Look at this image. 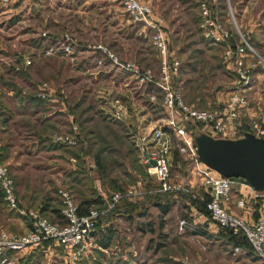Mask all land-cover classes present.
<instances>
[{
	"label": "rangeland",
	"instance_id": "374dc122",
	"mask_svg": "<svg viewBox=\"0 0 264 264\" xmlns=\"http://www.w3.org/2000/svg\"><path fill=\"white\" fill-rule=\"evenodd\" d=\"M141 1L150 4L154 14L164 19L171 46L176 51L180 50L183 64L188 56L196 53L214 66L215 61L209 57L211 51L214 50L218 58L223 52L220 46L210 43L196 25L198 5L203 1L210 3L219 20L233 33L238 29L245 38L251 39L258 47L257 54L264 58V0ZM89 9L90 12L85 13ZM89 16L97 20L90 21ZM65 45L69 47L68 52L63 50ZM93 46H97L96 54L103 60L102 64L90 57L94 52ZM102 49L117 57L118 62H134L138 66L143 49L158 66L159 57L150 33L142 23L128 15L119 0H0V151L14 177L17 192L23 194L21 207L30 208L47 202L52 206L59 205L60 189L68 191L76 203L85 198H98V195L105 197L112 189L124 187L134 191V195L119 205L122 208L118 212H123L122 215L117 213V217L109 219L111 221H104L107 224L104 230L92 232L87 245L67 250L50 243L44 249L8 251L11 253L0 256V264H93L95 261L102 264H262L253 254H246L248 251L244 248L234 251L225 234V241L221 243L213 232L205 230V235L195 233V230L211 226L208 224L216 225L205 213L197 210V214H191L183 194L158 191V182L140 161L139 152L128 133L125 136L129 143L125 142L127 146L120 154L123 161L103 153L102 162L107 163V159L113 158L117 167L104 166L102 171L90 165V172H87L92 156L87 154L86 143L67 145L55 141L54 134L57 133L71 131L70 134L74 135V125L67 121L70 116L74 120L71 110L73 98L80 96L81 109L83 106L92 107V112L101 104L96 99V91L104 89L108 84L105 79L113 75V71L107 73L103 67L99 71L91 69L109 62L106 51ZM206 68L209 73L201 68L208 78L206 80L199 79L201 72L190 74L187 69L188 75L181 77L184 80L188 78L191 85L195 81L202 86L204 104H201L195 88L194 91L191 88L194 94L191 93L189 84L180 78L182 98L196 108L222 109L233 89L234 76L227 69ZM260 68L264 83V67ZM115 77L116 81L125 78L122 69ZM135 84L129 79L133 96L143 99L142 104L147 106V110L163 118L162 94H157L154 101L146 100L138 91L144 85L135 88L138 86ZM143 84H146L145 89L149 88L147 83ZM258 91L264 95L263 89ZM63 95L71 98L69 103ZM30 98L42 100L44 104L34 109L35 114L28 122L26 114L29 111H25L26 105L31 108ZM63 101L67 106L61 112ZM260 104L264 112V102ZM42 118H46L47 126L50 122L47 136L36 131V123ZM77 132L78 129L76 135ZM39 137L47 140L41 142ZM129 152L130 160L124 159ZM174 154L171 176L179 184L187 186L188 194L194 197L191 185L188 186L194 174L190 156L180 152L174 159ZM157 202L168 203L170 211L162 214L155 206ZM198 214L202 215L203 222L197 220ZM46 215L53 219L51 211ZM181 218L186 219L183 229L178 224ZM28 225L26 218L8 210L0 198V228L13 235H24ZM106 236H110L107 248L102 245Z\"/></svg>",
	"mask_w": 264,
	"mask_h": 264
},
{
	"label": "built area",
	"instance_id": "2783aa9c",
	"mask_svg": "<svg viewBox=\"0 0 264 264\" xmlns=\"http://www.w3.org/2000/svg\"><path fill=\"white\" fill-rule=\"evenodd\" d=\"M128 15L135 21L142 23L150 33L152 44L159 57L158 77L155 81L162 94L160 105L164 110L161 123L147 132L132 130L128 137L139 152V158L146 167L148 174L158 182L159 192L190 193L188 187L179 184L171 176L172 150L175 139L180 141V152H186L192 161V171L199 178L201 186L209 193L210 200L204 202L209 219L219 228L229 230L233 235L244 238L251 252L264 264V210L253 223H247L240 216L229 212L225 204L231 199V192L236 184L249 186L247 183L221 176L207 167L197 157L192 135L187 133L186 125L201 124L205 131L215 137L231 138L237 135L240 120L249 115V100L247 92L251 89L255 70L264 67V58L257 54L240 32L233 33L213 12L210 3L203 1L199 5V27L203 36L214 44L223 45L222 59L226 69L234 76L233 89L228 93L224 107L219 110H206L188 104L182 98L177 88L180 60L174 54L170 38L165 28L164 19L156 16L150 4L141 0H119ZM228 2V1H227ZM235 36L237 40L235 41ZM231 42H235L232 44ZM68 52V45L63 46ZM104 50V49H102ZM107 57L119 68L131 71L140 77L141 81L149 79L148 72H141L134 62H118L117 57L107 50ZM102 64V60H98ZM157 94H150L154 101ZM113 120H122L123 111L107 112ZM163 121V122H162ZM161 126V127H160ZM77 127L73 126L76 135ZM250 132L257 137L264 138V116L258 114L250 121ZM72 134H54L57 142L74 145L76 138ZM151 161L154 164H151ZM0 192L9 210L18 212L27 218L29 229L24 235H13L0 228V256L8 251H17L26 248H35L45 241L64 247L67 250L77 249L88 244L92 232L95 230L96 219L103 212L90 209L87 214H79L77 203L66 190H59L62 201L63 224L50 222L37 210H24L18 206L15 194L14 181L8 166L2 160L0 151ZM134 195L132 189L124 193H114L108 209H111L124 197ZM238 208H244L245 201L241 198L236 201ZM179 228L183 229L186 219L181 218ZM240 248L235 247L234 251ZM185 264H200L185 263Z\"/></svg>",
	"mask_w": 264,
	"mask_h": 264
},
{
	"label": "trees",
	"instance_id": "16d2710c",
	"mask_svg": "<svg viewBox=\"0 0 264 264\" xmlns=\"http://www.w3.org/2000/svg\"><path fill=\"white\" fill-rule=\"evenodd\" d=\"M200 3H199V5H200ZM199 5H198V9H199ZM220 9L223 11L224 8L222 9V6H220ZM218 16H219V14H218ZM195 22H196V25H199V23H200L199 10H198V16H197V19H195ZM247 40H248L249 44L256 51H258V49H257L258 47L254 44V42L251 39H249V38H247ZM170 42H171V38H170ZM210 43H212V42L210 41ZM212 44H214V43H212ZM214 45H218V46H220V48L223 49V45H221V44H214ZM173 51H174V54L178 58H180V56L182 55L180 50L178 49L176 51L175 49H173ZM211 53H212V55L209 56V57H210V59L215 61L214 62L215 63L214 66L210 64L211 61H208V60L206 61L204 58H202V56L195 55L196 53L193 54L192 56H188L187 57L188 60L187 61L184 60V61H186L184 64H183V61L181 60V58L179 59V60H181L180 61L181 64H180V68H179V78L176 80V85H177V88L179 89V91H180L179 87L181 86L180 85V78L183 77V76L188 75L186 69L190 71V74H194V73L199 74L201 72L200 76H199V79H203V80H206L208 78L206 77V75L204 76V73L201 71V68L205 69V71L207 73H209V71L207 70L206 67H208V69H210V67H211L212 70H219V69H224L225 70L226 69V65H225V62L222 59V55H221L220 58H218L214 50L211 51ZM139 59L142 61L143 65H145V66L151 65L149 60L147 59L146 55H144L142 57H139ZM140 60H139V62H140ZM158 61H159V59H158ZM153 64H155V63L153 62ZM182 80H184V79H182ZM184 81L186 82V84L187 83L189 84L190 87L188 89L190 90L191 93L194 94V92H192V91H194V88H195V90L197 92L196 95L199 96V98L202 101L201 104L203 105L204 104V99L202 98V96H204V94L202 95V92H201L202 86L198 82H195V81H194L193 85H191L189 83L188 78H185ZM191 88L193 89L192 91H191ZM180 93H181V91H180ZM181 95H182V93H181ZM187 95H190V94L187 93ZM182 97H183V95H182ZM192 98H194V97H192ZM29 102L32 104V106H34V108L39 107V106L44 104V101L38 100V99H34V98H32ZM80 102H81V100H78L76 103H73V106H71V110H73L74 115H75L74 116V120L72 122V126L74 124H76L77 125V129L79 130V132H77V135H76V142L79 143V144H80V142L86 143L87 144V154H89V156H92V164H87V167H86L87 172H90L89 171L90 169H88L90 165H94L93 167H95V168H97V169H99L101 171H102V168L104 166H108L109 165L111 167H117V163L115 162L114 159H116V160L119 159V160L123 161V156L122 155L120 156V154H123L124 149L127 146L126 143L128 142L127 139H126L124 131L122 130V128L118 124L107 122V121H105L103 119L95 117L93 115V112H92V107L86 108V106H83L84 108L81 109L82 105H81ZM197 108L204 109V108H200V107H197ZM45 123H46V121L42 120V124H45ZM88 124H90V126H88ZM197 125H198V127L199 126L202 127L201 124H197ZM46 126L47 125L44 126V129H43L42 132H38L37 131V133L38 134L42 133L43 135L47 136L49 134V132H47V131L45 132V127ZM36 127H37V125H36ZM99 127H100V130L97 129ZM245 129H246L245 132H250V124ZM48 130H50V129H48ZM186 130H187V133H190L192 135L193 134V126H192V124L186 125ZM70 133H71V131L69 132V134ZM241 135H242V133H241ZM118 139H120V141ZM46 140H47L46 137H39V141H41V142L46 141ZM178 143H179V145H182V143L180 141L175 139L173 150H172V158H171L172 161H173L174 152H175L174 159L176 158V156H178V154H180ZM103 153L104 154H110V155H108V157L110 156V157H113L114 159L113 158H109V159H107V163H105V162L103 163L102 162V157H103L102 154ZM130 154H131V152H129L128 154H125L124 155V159L128 158L130 160ZM2 160L8 166V164L4 161L3 157H2ZM8 168H9V166H8ZM9 171H10V169H9ZM170 171L172 172V164L170 166ZM11 176H12V174H11ZM12 179L14 181V177L13 176H12ZM232 179H235L238 182L246 183L241 178H232ZM77 181H80V180H77ZM14 186H15V181H14ZM126 190H128V189H124V187H122V188L112 189L108 193V195L105 196V197H102V196L98 195V198L81 199L79 202H77L78 213L79 214H87L90 209H96L99 212H103L96 219L95 230L94 231L104 230V228H105L104 225H107V224L104 223V221H106V220L111 221L109 219H111L114 216L117 217L116 216V215H118L117 213H119V215L121 216L123 212H118L120 210V208H122L119 205L122 202H124L126 199H128V197H124L119 202H117L111 209H108V205L111 202L112 194L117 193V192L118 193H124ZM164 193H170V192H164ZM177 193L183 194L185 199H186L185 201L187 203H190V205L195 206L199 212L205 213L207 215V217L209 218V214H208L205 206L203 205L204 202H207V201L210 200L209 193H207L204 190L203 191V195L201 196V199H200L201 201L200 200L198 201V200L194 199L191 196V194H188V193H185V192H183V193L182 192H177ZM15 194H16L18 206L20 208H22L24 210H30V209L37 210L44 217H46L50 222H53V223L57 222L59 224H63L64 223V221L62 220V214H61L62 201H61L60 195H59V197H60V201L61 202L59 203V205L57 204L56 206L55 205L52 206V205H49L48 202H47V203H44L42 205L39 204L38 206H34V207H30V208H23V207H21L20 201L18 199L19 192H17L16 186H15ZM148 196H151V194L148 195ZM0 198L3 201V203L5 204V202H4L3 198H2L1 192H0ZM187 203H186V205H187ZM5 206H6V204H5ZM155 206H157L159 208V210H160V212L162 214H166V213H168L170 211V205L168 203L157 202ZM10 211H13V210H10ZM50 211L52 213L53 219H49L47 217V215H46ZM122 211H124V210H122ZM138 214L140 216H142L141 212H139ZM139 215H137V216H139ZM140 228L143 229L141 226H140ZM219 230L222 231L223 234H225L227 236V241H229L234 248L235 247L244 248L248 252H251L249 244L244 238L237 237V236L233 235L227 229L219 228ZM195 231H196L195 233H197V234H202V235L206 234L204 229L195 230ZM50 243H53V242L52 241H45L40 246H37V247H35L33 249H37V248L38 249H44L45 247H48V245ZM109 243H110V236H108V238L106 236V239L103 238L102 245L105 248H107L109 246ZM6 253L10 254L11 252H6ZM0 259H1V257H0ZM93 264H102V262H96L95 261V263H93Z\"/></svg>",
	"mask_w": 264,
	"mask_h": 264
},
{
	"label": "crops",
	"instance_id": "0c3cea01",
	"mask_svg": "<svg viewBox=\"0 0 264 264\" xmlns=\"http://www.w3.org/2000/svg\"><path fill=\"white\" fill-rule=\"evenodd\" d=\"M89 12H90V9L87 10L85 13H89ZM84 15H86V14H84ZM89 17H90V21H96L97 20L95 17H91V16H89ZM93 47H94L93 48L94 52L92 54H90V57L96 61L102 60V59L97 57V54H96L98 52L96 50L97 46H93ZM142 52L143 53L140 54L141 55L140 57L145 55L143 49H142ZM91 55H93V56H91ZM146 57L151 64L149 66L143 65L142 61L140 59H138L139 66L141 67V68L139 67L141 72H143V73L148 72L151 76L149 79H145L144 81H141L140 77L137 76L136 74H134L133 72L123 70V69H122V72L125 74V78H123V80L116 81L115 75H116L117 71L118 72L121 71V68H119L116 64H113L110 60H109V62L107 61L105 64H103V66L96 65L94 67H91V69H93V70L97 69L98 71H99V69H101V67H103V69H106L105 71H107V73L113 71V75L110 74L109 79H107V80L105 79V82H107L108 83L107 85H109V86L106 85V87L104 89H102V90L98 89L96 91V99H98V101H100L101 104L98 105L97 107H94L93 115L95 117L103 119L107 122L118 124L122 128V130L124 131L125 135H127V133L129 134V132L132 130L133 131L137 130V132H141V131L147 132V131H150L151 128H154L155 126H157L161 123L160 121H161L162 117L154 115L153 113L150 112V110H147L146 109L147 106H145V104H142L143 99H139V97L136 96L135 94L133 96V93L130 92L132 88H129L130 86L128 85L129 79H131L132 81L134 80V82L136 83L135 85H138V86H135V88H139L141 85H144V88L142 90H138V91L140 93V96L143 98H146V100L149 99L150 94H160V90H158L157 87H154L155 81L158 77L159 61H158V66H157V64H153V62L151 61V58H148L147 55H146ZM104 58L106 59V56H104ZM139 60H140V62H139ZM95 73H97V72H95ZM262 76H263V73H262L261 68H258L257 70H255L254 75H253L252 87L247 92L249 102L252 103V105L250 104L251 107L249 109V115L244 116L240 120L238 128H237V135L234 138H239L242 136L241 133L243 134V132L246 131L245 128L250 124V121L252 118L257 116L258 114H261L262 116H264V112L261 110L262 108H261V104H260V102H264V95H262L258 91L259 89H263V91H264V83L262 80L263 79ZM143 83H147L149 88H151V90L149 88L145 89L146 84H143ZM132 87H134V86H132ZM60 92H62V91H60ZM59 97L60 96H58L57 98H59ZM63 97H64V99L68 100V103L70 102L71 98L69 96L63 95ZM79 99H80V96H78L77 98L76 97L73 98V103H76ZM61 105H62L61 112H63V111H65L67 105L65 104L64 101L61 102ZM33 107L34 106L31 105V108H30V107H28V105H26V111L25 112L29 111L26 114L27 115L26 119L28 122L30 120V116L35 114L33 112L35 108H33ZM114 110H122L123 111L124 115H123L122 120H113L108 116L107 112L111 113ZM20 116H23V115L21 114ZM72 117L73 116L69 117V119L71 118L70 120L67 119V121H69V123L73 122ZM45 119L46 118H42V120H45ZM42 120L38 121V123H36L37 124L36 131H38V132H42L44 129V126L47 123V120H45L46 123L42 124ZM48 124H49V126L45 127V132L46 131L48 132V129L51 128L49 121H48ZM55 124L57 125V127L60 126L59 122L57 120H56ZM74 126L77 127L76 124H74ZM57 132H59V131H57ZM182 162H184V158H183ZM171 164H172V162H171ZM189 185H191V192L194 195L193 198L199 201L201 199V196L203 195L204 189L200 184L199 178L195 174H193V176L191 177L188 186ZM199 190H202V192H200ZM21 197H23V194L19 195V197H18L19 201H21L20 200ZM241 198L245 201L244 208H238L236 206V201L238 199H241ZM187 205H190V203H187ZM225 207L229 212L240 216L247 223H253L256 220V218L260 215V213L264 210V194H256L255 191L250 186H245L242 184H236L234 186L232 192H231V199L227 204H225ZM26 208H28V207H26ZM189 209L191 211V214H197V212H198L197 208L193 205H190ZM200 214H198L199 216H198L197 220L200 222H203L204 220L202 218V215H200ZM24 218H26V217H24ZM28 224H29V222H28ZM208 225H211V226L204 227V231L206 230V231H209L211 233L212 232L215 233L214 237H216V239H218V241L223 243L225 241L223 238L224 234L219 230V228H217V226H214L212 224H208ZM241 253L245 254V252H243V251ZM248 253H251V252H246V254H248Z\"/></svg>",
	"mask_w": 264,
	"mask_h": 264
},
{
	"label": "water",
	"instance_id": "95a60500",
	"mask_svg": "<svg viewBox=\"0 0 264 264\" xmlns=\"http://www.w3.org/2000/svg\"><path fill=\"white\" fill-rule=\"evenodd\" d=\"M191 124L196 154L203 164L223 177L241 178L256 194H264V138L252 132L234 139L215 137L204 126Z\"/></svg>",
	"mask_w": 264,
	"mask_h": 264
}]
</instances>
